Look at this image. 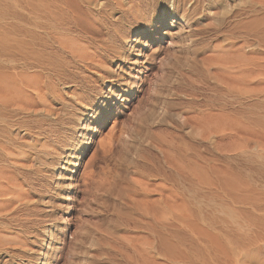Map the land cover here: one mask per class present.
Segmentation results:
<instances>
[{
  "label": "bare ground",
  "instance_id": "obj_1",
  "mask_svg": "<svg viewBox=\"0 0 264 264\" xmlns=\"http://www.w3.org/2000/svg\"><path fill=\"white\" fill-rule=\"evenodd\" d=\"M212 4L224 10L228 0H0V264H66L68 238L79 231L68 201L80 169L90 198L119 183L108 161L101 174L95 171L99 159L90 153L96 133L104 153L115 142L101 133L112 105L131 102L143 84L151 88L155 70L169 83L171 64L183 59L193 73L219 70L217 86L234 100H198L189 131L172 134L144 172L147 180L134 182L143 194L154 186L148 180L168 189L159 192L153 211L138 207L141 218L152 220H139L144 229L166 232L177 211L169 199L183 198L189 178L200 181V165L214 161L213 139L230 137L233 120L262 95V63H249L245 41L219 42L216 32H196L198 19L212 15ZM163 38L169 48L157 45ZM144 46L152 49L140 60ZM131 67L144 68L147 76L132 77ZM183 78L189 79L188 71ZM121 131L117 144L125 142ZM189 132L196 140L184 137ZM202 237L217 243L207 232Z\"/></svg>",
  "mask_w": 264,
  "mask_h": 264
},
{
  "label": "rangeland",
  "instance_id": "obj_2",
  "mask_svg": "<svg viewBox=\"0 0 264 264\" xmlns=\"http://www.w3.org/2000/svg\"><path fill=\"white\" fill-rule=\"evenodd\" d=\"M209 10L212 15L198 19L196 32H216L219 42L245 41L249 63H262L260 101H248L246 114L233 120L230 137L219 134L213 139L217 145L211 153L214 161L200 165L199 173L204 174L200 181L189 178L182 185L183 198L169 199L168 205L177 211L169 215L166 232L144 229L139 220H152L141 218L138 207L153 211L159 192L168 193V189L159 187L160 181L148 180L154 186L150 194H143L135 191L134 182L147 180L144 172L172 134L189 131L198 100L232 101L234 94L218 88L219 70L193 73L190 62L182 59L171 64L169 83L155 70L151 88L140 82L136 98L120 106L114 103L101 133L116 143L102 153L96 133L90 156L96 151L97 174L108 161L119 183L93 200L82 189L80 169L68 201L78 215L79 231L74 240L68 238L71 244L64 263L264 264V0H228L224 10L213 4ZM233 16L237 18L227 21ZM164 32L171 34L169 27ZM201 36L195 35L194 45H200ZM165 42L163 38L157 45L169 48ZM149 49L152 46H144L138 58ZM187 71L189 79H180ZM131 74L141 79L147 70L134 67ZM120 130L126 134L125 142L121 139L117 144ZM188 134L184 137L196 140L193 133ZM204 232L217 238L215 246L203 240ZM125 238L132 241L130 245L120 243Z\"/></svg>",
  "mask_w": 264,
  "mask_h": 264
}]
</instances>
